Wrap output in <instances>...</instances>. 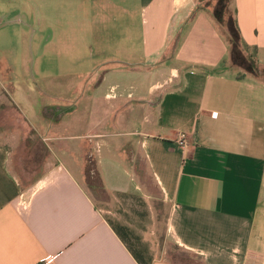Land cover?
I'll return each mask as SVG.
<instances>
[{"label":"crops","instance_id":"crops-1","mask_svg":"<svg viewBox=\"0 0 264 264\" xmlns=\"http://www.w3.org/2000/svg\"><path fill=\"white\" fill-rule=\"evenodd\" d=\"M39 2L70 11L74 50L96 61L71 98L21 102L43 120L21 110L50 152L40 178L22 187L0 142V264H264V77L228 64L217 0ZM229 2L264 70V0ZM13 72L0 60L17 91ZM28 77L39 94L47 76Z\"/></svg>","mask_w":264,"mask_h":264},{"label":"rangeland","instance_id":"rangeland-1","mask_svg":"<svg viewBox=\"0 0 264 264\" xmlns=\"http://www.w3.org/2000/svg\"><path fill=\"white\" fill-rule=\"evenodd\" d=\"M229 1L228 16L233 13ZM58 5L53 3L44 7L39 0H0V60L5 59L13 68V79L17 87L16 91L7 84L8 87L0 86V142L6 143L10 150V168L22 187L31 185L43 175L45 163L50 157L45 144L38 134L30 132L22 115V111L30 115L34 112L36 116L31 119L42 126L39 110L35 107L26 109L21 103L23 98L28 95L39 97L37 107L42 102L50 104L54 98H71L70 85L87 80L85 71L94 67L96 61L88 53H77L74 50L76 40L71 33L70 11ZM221 31L227 38L226 24L221 26ZM248 53L252 55V50ZM228 64L241 74H251L243 67L232 65L231 57ZM255 66L258 72L254 76L264 77V70L257 64ZM39 70L47 77L39 81V94L36 90L30 93L26 78ZM77 70L84 71L82 80L74 75ZM9 94L19 99L21 108L8 100ZM85 119V114H79V122ZM61 131L63 129L58 132ZM171 251L177 258L184 256L176 249Z\"/></svg>","mask_w":264,"mask_h":264},{"label":"trees","instance_id":"trees-1","mask_svg":"<svg viewBox=\"0 0 264 264\" xmlns=\"http://www.w3.org/2000/svg\"><path fill=\"white\" fill-rule=\"evenodd\" d=\"M213 16L220 25L226 24L228 41L231 45L230 57L232 65L243 67L248 73L257 75L258 70L254 60L255 52L242 41L234 13L228 16V0H217L213 8ZM250 50H252V55L248 53ZM86 176L89 188L97 196L100 189L98 174L93 162L90 160L87 161Z\"/></svg>","mask_w":264,"mask_h":264},{"label":"built area","instance_id":"built-area-1","mask_svg":"<svg viewBox=\"0 0 264 264\" xmlns=\"http://www.w3.org/2000/svg\"><path fill=\"white\" fill-rule=\"evenodd\" d=\"M178 145L182 149H184V148L187 147V145H188V137H187V135L185 133L179 134V137H178Z\"/></svg>","mask_w":264,"mask_h":264}]
</instances>
